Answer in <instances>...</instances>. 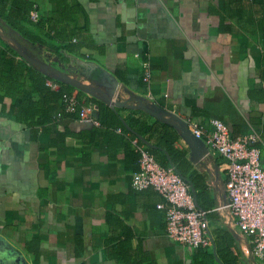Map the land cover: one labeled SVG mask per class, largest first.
I'll use <instances>...</instances> for the list:
<instances>
[{"label": "crops", "instance_id": "0c3cea01", "mask_svg": "<svg viewBox=\"0 0 264 264\" xmlns=\"http://www.w3.org/2000/svg\"><path fill=\"white\" fill-rule=\"evenodd\" d=\"M5 44L16 62L44 69L50 89L60 71L83 87L81 101L102 99L118 122L107 125L95 107L98 126L66 111L26 113L25 92L35 111L52 103L25 72L5 87L0 68V264H264L222 207L226 160L205 152L192 161L178 131L142 107L207 129L219 118L232 136L255 131L264 166V0H0ZM165 130L190 163L210 220L207 248L171 240L161 196L131 184L135 143L170 162L157 146Z\"/></svg>", "mask_w": 264, "mask_h": 264}, {"label": "built area", "instance_id": "2783aa9c", "mask_svg": "<svg viewBox=\"0 0 264 264\" xmlns=\"http://www.w3.org/2000/svg\"><path fill=\"white\" fill-rule=\"evenodd\" d=\"M29 19L38 22L39 11L32 6ZM151 67L142 62V79L150 81ZM46 84L51 85L50 80ZM66 112L76 114L84 124L98 126L94 106L80 104L75 93L63 98ZM187 129L203 139L206 153L219 155L226 160L225 202L222 207L247 237L252 256L264 255V166L261 161L255 131L232 136L228 126L219 118H210V128L193 118L185 120ZM119 130V129H118ZM139 169L131 176L135 189L152 187L162 200L157 207L164 211L165 233L173 241L189 247L210 246V220L207 211L197 206L190 183L174 165H164L146 146L135 143Z\"/></svg>", "mask_w": 264, "mask_h": 264}, {"label": "trees", "instance_id": "16d2710c", "mask_svg": "<svg viewBox=\"0 0 264 264\" xmlns=\"http://www.w3.org/2000/svg\"><path fill=\"white\" fill-rule=\"evenodd\" d=\"M25 9L29 12L32 5H28L24 2ZM27 12V13H28ZM10 47L8 45H4L3 48H0V68H5L8 72L3 76V85L5 87H15L18 84L19 78L22 73L25 72L31 80L30 84L34 87V89L39 90L41 93V97L44 103H52L48 106H44L39 110H34L32 105L33 101L30 100V92H25L24 97L19 100V107L28 112L32 113H39L42 117L50 115L51 113L56 112L57 110L65 112V108L63 105V98L65 96L71 95L72 93H84L81 89H78L75 85L71 83L64 82L62 80H56L59 87L57 90L50 89L49 86L46 85L47 77L43 74L44 69L37 67V66H27L22 62H16L13 57L10 55ZM74 48L71 47L70 51H73ZM77 90V91H76ZM78 102L80 104H93L95 109L98 111L99 117L104 119L107 125L117 123L118 122V115L108 106L104 104V101L98 97H87L85 100L81 101V99L77 96ZM67 115L71 117H76L75 113L65 112ZM113 121V122H111ZM174 141V134L170 131H163V133L158 138L157 146L158 148L162 149L169 155V163L164 165H174L178 173L190 183H193L195 187L198 186L195 183L194 179H191L187 176V170L190 167V163L188 160L184 158V154L179 149L173 146ZM138 159V157H137ZM163 164V163H162ZM192 186V185H191ZM194 193V198L196 201L197 206L200 208L205 209L201 204H198L197 194L192 190ZM199 248V247H198ZM201 248V247H200ZM35 254V252H33ZM37 254V253H36Z\"/></svg>", "mask_w": 264, "mask_h": 264}, {"label": "water", "instance_id": "95a60500", "mask_svg": "<svg viewBox=\"0 0 264 264\" xmlns=\"http://www.w3.org/2000/svg\"><path fill=\"white\" fill-rule=\"evenodd\" d=\"M38 64V63H37ZM40 65V64H39ZM56 74L64 81L67 83H71V80L64 75L62 72L56 70ZM78 88H83L79 85H77ZM107 102L111 105H116V106H122L126 105L125 102H120V101H112V100H107ZM142 105V104H141ZM142 107L149 112H151L156 118H159L163 120L164 122L172 125L178 133L182 136V138L187 142L191 149V160L196 161L198 160L206 151L205 143L203 139L199 136L194 135L191 133L187 127L186 123L180 119L178 116L175 114H172L162 108H159L157 106H153L152 110L146 107L145 105H142Z\"/></svg>", "mask_w": 264, "mask_h": 264}]
</instances>
